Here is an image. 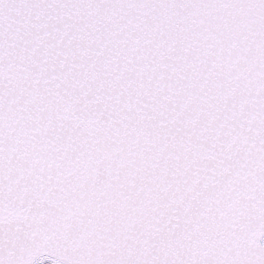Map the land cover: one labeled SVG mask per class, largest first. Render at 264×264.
<instances>
[{
  "label": "snow or ice",
  "instance_id": "6c2138e0",
  "mask_svg": "<svg viewBox=\"0 0 264 264\" xmlns=\"http://www.w3.org/2000/svg\"><path fill=\"white\" fill-rule=\"evenodd\" d=\"M0 264H264V0H0Z\"/></svg>",
  "mask_w": 264,
  "mask_h": 264
}]
</instances>
